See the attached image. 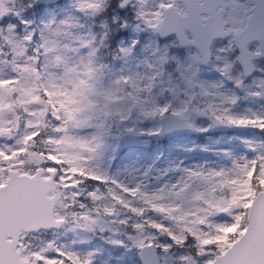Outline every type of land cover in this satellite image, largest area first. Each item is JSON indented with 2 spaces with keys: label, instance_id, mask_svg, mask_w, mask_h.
<instances>
[{
  "label": "snow or ice",
  "instance_id": "6c2138e0",
  "mask_svg": "<svg viewBox=\"0 0 264 264\" xmlns=\"http://www.w3.org/2000/svg\"><path fill=\"white\" fill-rule=\"evenodd\" d=\"M0 264H264V0H0Z\"/></svg>",
  "mask_w": 264,
  "mask_h": 264
}]
</instances>
